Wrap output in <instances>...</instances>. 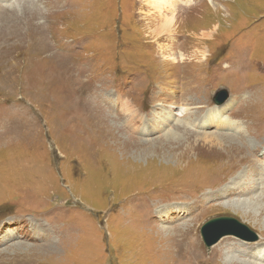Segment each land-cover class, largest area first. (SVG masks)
<instances>
[{"label":"rangeland","instance_id":"1","mask_svg":"<svg viewBox=\"0 0 264 264\" xmlns=\"http://www.w3.org/2000/svg\"><path fill=\"white\" fill-rule=\"evenodd\" d=\"M213 1L0 0V264H264V0Z\"/></svg>","mask_w":264,"mask_h":264},{"label":"water","instance_id":"2","mask_svg":"<svg viewBox=\"0 0 264 264\" xmlns=\"http://www.w3.org/2000/svg\"><path fill=\"white\" fill-rule=\"evenodd\" d=\"M228 98V92L225 89L217 91L213 97L215 105H221ZM200 234L205 246L208 248L215 244L223 236H236L245 241H256L258 236L245 224L232 216H218L205 221Z\"/></svg>","mask_w":264,"mask_h":264},{"label":"bare ground","instance_id":"3","mask_svg":"<svg viewBox=\"0 0 264 264\" xmlns=\"http://www.w3.org/2000/svg\"><path fill=\"white\" fill-rule=\"evenodd\" d=\"M209 2H210V5H211V9H212V11L211 12H216L215 11V9L216 8H218L219 6H217V4L213 1V0H209ZM221 7H223L222 5H220ZM221 7H219V9H221L222 11L224 10L223 8H221ZM211 23V22H210ZM200 28H202V27H200ZM209 28V27H208ZM204 32V31H203ZM206 33L204 32L203 33V35H205ZM201 35H202V33H201ZM198 37V36H197ZM205 37V36H204ZM200 41V40H199ZM202 53V52H201ZM81 70H79L78 71V73H77V80H78V77H79V80L78 81H80L81 83H84L85 82V80L84 81H82L83 79H82V77L84 76V74H85V72L83 71V74L80 72ZM93 83H94V81H93ZM91 84V86H84V89H85V92H83V93H85V94H83V93H77L78 94V96L80 97V98H82V99H85V101H89V103L90 104H87L88 106L90 105V107L93 109V108H96L97 110H99V111H102L103 113H105V115H109V114H107L106 112H105V110L99 105V104H97V103H95L94 101H92V97H91V95L90 94H88L89 92H91L90 90H91V88L92 89H100V88H103V85H95L94 86V84ZM108 85V84H107ZM87 89H88V91H87ZM109 105H110V102H109ZM114 105V101L111 103V106H113ZM101 109V110H100ZM124 109H126L127 110V113L129 114V116L131 115V113H130V111L127 109V108H124ZM99 111H94V112H96V113H98ZM110 116V115H109ZM105 117V116H104ZM112 119H114L115 121L116 120H118V117L117 116H110ZM171 133H167L166 134V136H168V135H170ZM226 137V136H225ZM229 160H231V161H235V159H229ZM236 160H238V158L236 159ZM242 160H244V158H241V161ZM192 175V173L190 174V175H187L188 177L189 176H191ZM231 192H233V191H231V190H228L227 189V187H226V189H225V191H222V192H220V193H216V191L215 192H211L210 194H209V196H212V197H220V196H224V195H227V194H230ZM261 196H263V194L261 195ZM260 195H258V197H261ZM255 199V196L254 197H250V198H246V199H241V200H238V201H241V204H246V203H252L251 202V200H254ZM237 201V200H236ZM235 201V202H236ZM247 201V202H246ZM232 204V203H231ZM240 204V205H241ZM258 223V225L260 226V227H262V222H257ZM179 232L181 231V230H178ZM261 240H264V231L262 232V238H261ZM186 243L188 242V239H187V241H185ZM185 242H183V243H185ZM260 242V241H259ZM259 242H253V243H250V244H259ZM247 244V243H246ZM183 245V244H182ZM189 245V244H188ZM254 245H251L252 247H255ZM186 246V245H185ZM210 247H212V245L210 246ZM182 248V247H181ZM193 248V247H192ZM256 248H258V247H256ZM213 249H215V250H217V251H219V255L221 256V249H222V246H220V245H218V244H216V245H213V247L211 248V250H213ZM226 248H224L223 250V254H224V257H222V260H223V263L224 264H256V263H252L251 261H249V260H246V259H244V258H241V257H239L238 255H235V254H229L228 253V251L227 250H225ZM190 251V250H189ZM192 251H193V249H192ZM179 252V251H178ZM186 252V251H185ZM230 252V251H229ZM182 253V252H181ZM190 253V252H189ZM196 253V252H195ZM218 253V252H217ZM226 255V256H225ZM181 256V255H180ZM196 256V255H195ZM213 257H214V254H211L210 256H209V260H211V259H213ZM205 263V262H204ZM184 264V263H183ZM218 264V263H217Z\"/></svg>","mask_w":264,"mask_h":264}]
</instances>
